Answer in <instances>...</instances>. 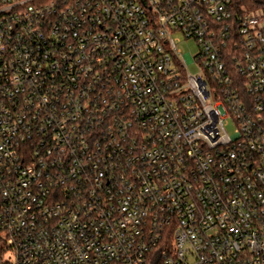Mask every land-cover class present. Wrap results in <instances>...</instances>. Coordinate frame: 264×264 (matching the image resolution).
Returning a JSON list of instances; mask_svg holds the SVG:
<instances>
[{"label":"built area","instance_id":"1","mask_svg":"<svg viewBox=\"0 0 264 264\" xmlns=\"http://www.w3.org/2000/svg\"><path fill=\"white\" fill-rule=\"evenodd\" d=\"M0 264H264V0H0Z\"/></svg>","mask_w":264,"mask_h":264},{"label":"rangeland","instance_id":"2","mask_svg":"<svg viewBox=\"0 0 264 264\" xmlns=\"http://www.w3.org/2000/svg\"><path fill=\"white\" fill-rule=\"evenodd\" d=\"M179 47L182 49L183 54H187V55L189 53L195 55L198 50L196 42L193 39H186L184 36H182V41L179 43ZM188 66L190 68V71H192L193 73L197 72L198 66L191 58L188 61ZM227 121L228 123L226 128L228 132L232 134L234 133L236 123L231 117H228Z\"/></svg>","mask_w":264,"mask_h":264}]
</instances>
